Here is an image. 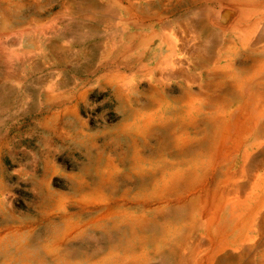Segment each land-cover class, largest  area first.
<instances>
[{"label":"rangeland","instance_id":"rangeland-1","mask_svg":"<svg viewBox=\"0 0 264 264\" xmlns=\"http://www.w3.org/2000/svg\"><path fill=\"white\" fill-rule=\"evenodd\" d=\"M0 264H264V0H0Z\"/></svg>","mask_w":264,"mask_h":264},{"label":"bare ground","instance_id":"bare-ground-1","mask_svg":"<svg viewBox=\"0 0 264 264\" xmlns=\"http://www.w3.org/2000/svg\"><path fill=\"white\" fill-rule=\"evenodd\" d=\"M184 173V172H183ZM186 173V172H185ZM190 203V202H189Z\"/></svg>","mask_w":264,"mask_h":264}]
</instances>
